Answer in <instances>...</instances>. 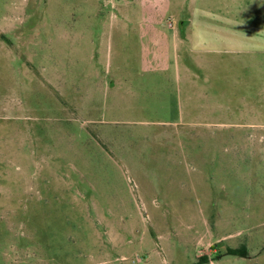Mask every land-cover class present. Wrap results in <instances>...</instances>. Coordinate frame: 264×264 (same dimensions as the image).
<instances>
[{"label": "rangeland", "instance_id": "obj_1", "mask_svg": "<svg viewBox=\"0 0 264 264\" xmlns=\"http://www.w3.org/2000/svg\"><path fill=\"white\" fill-rule=\"evenodd\" d=\"M202 256L264 264V0H0V264Z\"/></svg>", "mask_w": 264, "mask_h": 264}, {"label": "trees", "instance_id": "obj_2", "mask_svg": "<svg viewBox=\"0 0 264 264\" xmlns=\"http://www.w3.org/2000/svg\"><path fill=\"white\" fill-rule=\"evenodd\" d=\"M227 253L229 254H239L241 256H246V251L243 250V249H232V250H229ZM208 261V257L207 256H202L200 258V260H198L195 264H204L205 262Z\"/></svg>", "mask_w": 264, "mask_h": 264}]
</instances>
